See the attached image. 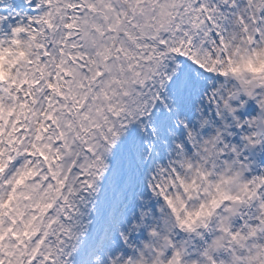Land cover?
Wrapping results in <instances>:
<instances>
[{
	"label": "snow or ice",
	"instance_id": "6c2138e0",
	"mask_svg": "<svg viewBox=\"0 0 264 264\" xmlns=\"http://www.w3.org/2000/svg\"><path fill=\"white\" fill-rule=\"evenodd\" d=\"M264 0H0V264H264Z\"/></svg>",
	"mask_w": 264,
	"mask_h": 264
},
{
	"label": "clouds",
	"instance_id": "9594fccd",
	"mask_svg": "<svg viewBox=\"0 0 264 264\" xmlns=\"http://www.w3.org/2000/svg\"><path fill=\"white\" fill-rule=\"evenodd\" d=\"M250 70L255 72H264V62L257 64V65H248L247 66ZM6 75V72L3 71L2 68H0V76Z\"/></svg>",
	"mask_w": 264,
	"mask_h": 264
}]
</instances>
